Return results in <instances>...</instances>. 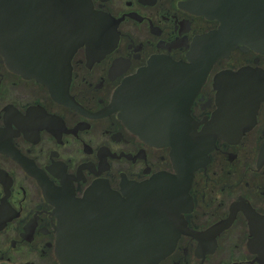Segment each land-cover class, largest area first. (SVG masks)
I'll return each mask as SVG.
<instances>
[{
  "label": "flooded vegetation",
  "instance_id": "flooded-vegetation-1",
  "mask_svg": "<svg viewBox=\"0 0 264 264\" xmlns=\"http://www.w3.org/2000/svg\"><path fill=\"white\" fill-rule=\"evenodd\" d=\"M89 1L106 21L93 43L73 53L67 87L51 91L22 77L0 53V264H66L59 229L72 200L95 185L125 198L129 184L176 175L171 148L142 139L123 120L114 94L150 64L188 63L201 37L219 29L210 15L223 5ZM244 69L259 85L258 105L241 99L242 132L229 130V139L217 137L203 148L206 162L193 171L180 204L179 236L157 264H264V53L239 44L218 58L189 116L197 133L215 136V115L234 110L229 96L251 94L233 89L227 77L219 99L215 79Z\"/></svg>",
  "mask_w": 264,
  "mask_h": 264
},
{
  "label": "water",
  "instance_id": "water-1",
  "mask_svg": "<svg viewBox=\"0 0 264 264\" xmlns=\"http://www.w3.org/2000/svg\"><path fill=\"white\" fill-rule=\"evenodd\" d=\"M220 5L210 15L220 22L219 29L201 37L188 63L150 64L125 79L114 94L123 120L142 139L171 148L176 175L129 184L125 198L100 187L97 200L95 185L81 200H72L59 229L66 264H157L173 249L180 233V204L193 171L206 162L203 148L217 137L229 139V130L242 132L241 99L253 100L254 109L260 99L249 70L223 73L215 79L219 99L225 97L227 77L235 83L233 89L251 94L229 96L236 99L230 102L234 110L229 117L222 109L215 115V136L195 131L189 107L213 63L239 44L264 53V0H220ZM105 21L89 0H0V53L12 71L56 91L68 86L73 53L93 43ZM227 120L231 129L224 126ZM100 201L108 204L100 206Z\"/></svg>",
  "mask_w": 264,
  "mask_h": 264
}]
</instances>
